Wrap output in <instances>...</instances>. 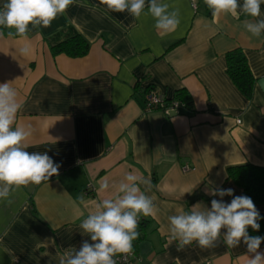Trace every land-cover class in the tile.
<instances>
[{
  "label": "crops",
  "instance_id": "obj_1",
  "mask_svg": "<svg viewBox=\"0 0 264 264\" xmlns=\"http://www.w3.org/2000/svg\"><path fill=\"white\" fill-rule=\"evenodd\" d=\"M161 3L179 13L171 33L155 28L147 7L136 19L99 0H74L48 28L29 25L30 56L19 55L21 38H0V83L17 90L23 105L17 123L32 128L26 151L47 153L60 166L49 181L0 199V264H59L65 250L91 243L81 222L129 172L150 181L140 187L158 209L136 248L142 264H247V246L228 248L223 236L213 248L193 242L178 250L168 217L241 196L227 179L228 166H264V34L248 33L244 21L258 18L243 13L214 19L204 0L196 9L191 0ZM68 26L89 41L86 55H52L47 39ZM235 48L255 78L250 99L226 72V53ZM148 86L161 98L185 88L196 111H144ZM105 178L110 188L101 192ZM229 188L233 196L208 194ZM255 206L264 213V204ZM258 251L264 253V243Z\"/></svg>",
  "mask_w": 264,
  "mask_h": 264
},
{
  "label": "clouds",
  "instance_id": "obj_2",
  "mask_svg": "<svg viewBox=\"0 0 264 264\" xmlns=\"http://www.w3.org/2000/svg\"><path fill=\"white\" fill-rule=\"evenodd\" d=\"M74 0H6L0 8V38L19 37L25 43L17 49L22 57L32 54L28 40L29 25L48 28L58 15L64 14ZM110 12L123 13L139 19L147 7V14L155 20V28L161 34L175 31L179 25L178 11H169V5L161 0H99ZM215 19L222 14L238 17L240 13L255 20H245L243 27L253 37L264 34V17L261 5L264 0H204ZM239 9V12H238ZM23 105L18 100L17 90L11 82L0 83V199H7L20 186L39 185L58 174L59 165L47 153L26 151L25 141L32 135L30 125L17 123V114ZM140 185L150 186V181L126 173L118 184H112L114 193L95 205L80 224L82 233L90 237L79 248L65 250L59 264H117L118 254L134 253L133 242L138 239L139 218L155 217L157 207L153 198L141 190ZM110 188L107 178L99 191ZM212 196H233L232 189H211ZM82 199V198H81ZM262 219L253 200L248 196H234L230 203L212 199L211 207L199 210L180 211L168 217L170 239L178 242V250L195 242L203 249L218 245L221 236L228 248L243 243L247 246V264H264V253L258 251L264 237L250 236L249 227L259 231Z\"/></svg>",
  "mask_w": 264,
  "mask_h": 264
},
{
  "label": "trees",
  "instance_id": "obj_3",
  "mask_svg": "<svg viewBox=\"0 0 264 264\" xmlns=\"http://www.w3.org/2000/svg\"><path fill=\"white\" fill-rule=\"evenodd\" d=\"M7 34L8 29H3ZM48 46L52 55L64 53L70 57H81L87 54L89 50V41L73 27L68 26L64 31L58 32L55 36L47 39ZM226 72L231 78L234 85L248 99L252 97L255 78L252 75L246 56L240 48H235L226 53ZM154 89L148 86L144 91V103L147 92ZM165 106L173 102L181 105L179 113L192 114L196 110L193 100L185 88L175 91L172 98H162ZM144 106V105H143ZM227 179L232 180L241 188V195L250 197L254 204H264V166L251 163H242L227 167ZM260 213V212H259ZM262 219L259 231L248 229L250 236L264 237V213H260ZM152 224L151 218L141 216L139 218L138 232L140 233L137 240L133 242L134 253L138 243L145 238ZM264 243V242H262Z\"/></svg>",
  "mask_w": 264,
  "mask_h": 264
},
{
  "label": "built area",
  "instance_id": "obj_4",
  "mask_svg": "<svg viewBox=\"0 0 264 264\" xmlns=\"http://www.w3.org/2000/svg\"><path fill=\"white\" fill-rule=\"evenodd\" d=\"M191 6L193 9H196V0H191ZM145 100L143 106L144 111L161 110L167 116H172L179 114V110L181 109V105L175 102L169 106H165L163 99L157 94L155 89H151L147 92ZM237 123H240L239 119ZM183 169H187V166H183ZM88 188L93 189V186L89 185ZM115 259L117 260V264H142L136 253L131 255L118 254Z\"/></svg>",
  "mask_w": 264,
  "mask_h": 264
}]
</instances>
